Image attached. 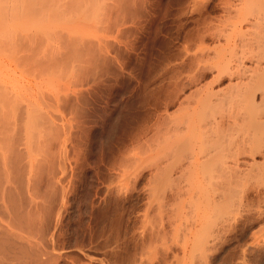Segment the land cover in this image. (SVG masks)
Wrapping results in <instances>:
<instances>
[{"label":"bare ground","instance_id":"1","mask_svg":"<svg viewBox=\"0 0 264 264\" xmlns=\"http://www.w3.org/2000/svg\"><path fill=\"white\" fill-rule=\"evenodd\" d=\"M80 1L84 2V0H0V32H5V35L0 36V45L2 48L4 47L3 50L9 51V53L6 51L7 54L3 53L2 55L5 54L4 58H8L9 61L10 58L12 61H16V66L21 68L19 71H22L23 74L25 72L26 75L27 72L36 79L35 84L24 87L23 84H21L23 86H18L14 82L13 85L8 80V75L6 74L7 76H5L4 72V77L0 74V264H57L62 260L63 262H68V264H185V243H187L185 238L188 233L185 235L183 231H185V228L186 230L194 229L197 230V234L198 232L200 234L201 231L202 235L207 233L208 237L211 236L210 238H212V233H216L215 228L217 227L214 226L213 221H216L217 215L216 213L210 214L215 219L213 217L214 220L211 222L209 216L207 219H209L210 223L208 224L207 220L205 222L207 213H203V209L219 204L220 199L223 200L226 193L225 190L221 191L225 193L220 198L221 196L219 195L222 194L216 189L217 187L211 188L213 185L219 186L220 183L218 185V181H212V185H209L211 183H208V181L207 183L205 182L211 189H204L205 186H203L199 177L205 178L206 175L210 174L206 172H211L206 170L207 167L213 169L215 166L211 165L216 164V161L212 162L209 160L223 154L229 157L227 159L223 156L225 161L221 159L223 161L213 169L216 174L222 170V173H227L228 170L234 169L233 172L235 170L236 173L239 171L240 175L241 173L243 174V176L241 175L242 177L247 175L248 178L250 173L257 174L254 176H261V172H264V170L261 171V168L264 169V136L261 135L264 133V0L223 1V5H220L223 13L222 15L218 14L220 17L216 15L217 18L216 16L210 15L208 17V15L200 14L203 10L205 11L204 0H186V3L180 0L186 6L183 5L185 7H182L183 10L187 9L188 6L191 11L199 12L200 18L199 20H197L198 18L196 19L197 24L193 33L190 32L187 41L185 40L182 69L172 79L164 97L162 108L156 111L155 115L158 117L153 124L155 127L152 125L154 130L153 128L151 129L154 132L150 131L153 136L149 134L150 137H144L146 142L141 140V137L145 135L142 134L140 139L138 138L144 142H141V144L145 146L132 144V141L131 144L135 145L133 148L143 149H140V151L147 149L151 151V153L149 151V154L148 151L144 153L149 157L145 168L149 167L152 169L151 176L155 180L154 183L152 181V185L150 184L152 188L155 187L152 192H148L150 194L155 192L154 194H157L155 196H158L160 190L161 193L164 191H162L163 188L168 191L166 184L171 185L170 183L173 180L170 182V178L172 176L178 175V178H183L181 176L186 171L188 175L195 172L196 176L193 173L191 175L194 178L197 177V180L193 178L196 184L188 185L193 182V179L187 185L180 180L185 186L181 184L180 186L177 178L176 182H172L174 184L178 183L176 184L178 185L177 187L174 185L176 188H174L173 184L171 185L173 187L172 192L176 189L173 195L187 193L185 194L186 196L183 194L185 196L184 199L181 198L183 195L181 197L175 195L182 202L181 205L178 204L181 210H178V205L174 203V208L177 207V209L175 208L172 211L173 207L171 209L168 208V201L175 202L168 200L169 195L172 193L170 188L169 191L171 193H168V197L165 195L166 192H163V196L161 194L159 195L161 197L158 196L156 198H154L155 196L153 197V194H151L152 197L149 194L151 198H148L150 200L146 201L148 204L144 207L145 210H142L144 212L140 216V225L138 224V228L136 226L137 231L130 230L129 227V233L127 228L124 229L127 232L123 231L121 233L119 231L120 227L117 225L119 223L118 220L121 223V218L118 214L116 215V218L117 216L119 218H117L118 220L113 218L115 217L114 215L111 218L112 212L109 218L106 216L108 219L105 218L107 224L105 223L106 225H104L103 222L102 226L100 225V231L97 229L98 234L95 233L94 235L92 231L93 234H90L87 231L89 233L88 239L85 236V238L81 239L82 241L74 240L75 243L65 245L61 243L63 240L59 239L60 232L58 234V229L60 227L59 224L62 222H60L62 220L61 212L64 213L66 209H63L66 201H64V198L68 196L66 193H69L68 189L72 185L69 182V180L72 181L71 171L68 172V170H74L76 165L73 166L72 163H75L76 160L72 158L77 157V154H79L77 153L79 147L76 137L79 136L77 133L81 127L80 117L84 106L85 91L83 92L82 89L86 88V85L84 84L83 86V82L80 83L75 77L77 79L82 77L81 81H85L88 78L91 80L92 77V81H95L93 78L95 77L96 79L101 75H98V73L102 72V69L107 66L104 65L105 63H109L106 61H109V53L113 45L109 44L111 42H108L106 37L98 35V37L93 38L89 37L90 35L87 36L85 33L79 32V35L75 33L77 36L69 37L70 35H68L69 38L61 39L56 46L54 45L56 48L49 50L47 45L46 48L44 46L45 52L42 48H40L42 52H39V49H37V38L40 37L41 33L38 35L37 32H42L40 30L44 28H40V23L44 24L47 21L40 22V12L42 14L45 13V15L49 12V8L46 11L43 7L50 4L55 6V8H52L50 5L52 9L49 14H51L52 10L55 12L57 9L58 12L56 13L61 17L62 13L68 10L69 7L72 10L75 7L73 5L75 3L80 4ZM88 1L84 2V4L87 5ZM96 1H91V3L93 2L91 7L97 3ZM180 1L178 3H182ZM88 5L90 4L88 3ZM84 7H81L84 10L80 9L83 10V13L89 14V7ZM41 8L43 9L42 11ZM97 8L99 10L101 8L100 5ZM53 11L52 13H54ZM56 15L49 18H52L53 21V18L57 17ZM54 19L59 21L61 18ZM56 23L58 27H65L61 26L63 23ZM66 27L68 26L66 25ZM43 30L45 31V29ZM7 32L11 33L7 34ZM32 32H35V34ZM40 38L39 42L42 43ZM207 40L213 43H211L212 46ZM109 47H112L111 50ZM8 59L4 60L2 58L0 61V68H3V70L6 69L4 67H6L5 64H7ZM209 69L215 70V73L213 72L214 75L211 76L212 80L209 83L206 82L203 86L201 85L202 87L193 89L190 94L184 95L180 99L182 92L187 87L194 86V84L204 78L206 70H208L207 73L211 72ZM0 70L2 71V69ZM65 74L71 75V77L75 76L74 78L69 77V79L77 81V86H75L77 88L73 89L75 84L73 82L72 89L69 86V89H65L67 83L61 82L63 77L68 79L67 76H64ZM225 77L226 80L227 78L229 80L225 87L215 89L213 84H221ZM56 78L60 82H57ZM60 83L66 86H61ZM145 84L144 86H147ZM68 85L70 84L68 83ZM222 85H224V82L219 86ZM178 101L177 113L175 111L174 113L170 112L169 108L173 107ZM216 102L220 109H223V103H229V107L228 109L225 108L226 111L221 109L224 112H218L219 109L215 108L216 105L213 107ZM219 103L220 105L222 104V107L219 106ZM211 106L218 112V114L214 112V115H220V119L216 120V123L212 122L215 123L213 129L211 123L207 124L208 126L211 125V128L209 127L211 132L207 134V131L202 129L203 132L201 130L207 125L204 124L205 126L203 127L201 123H206L209 116L212 117L213 109ZM226 106L227 104L224 105V107ZM205 115L208 118H203L204 121L207 120L203 122L201 118L205 117ZM210 119V122L214 121L212 118ZM206 128L208 129V127ZM236 130L242 133H237L233 137L232 133L233 131L236 133ZM142 132L146 133L144 130ZM201 133L203 134L200 135ZM229 134L232 135L230 136ZM134 139L132 140L135 141L136 139ZM138 139L137 141H139ZM205 141L208 142V146L203 145ZM129 145V148L126 147V149H132L131 145ZM126 149L124 150L123 148L122 150L123 152L126 151V153L124 152L126 155H129ZM122 150L118 151V153L122 154ZM175 150L182 151L177 153V157L184 152L182 156L184 155V158H186L187 163L185 165L184 163L182 164L185 161L182 157L184 161L179 157L178 160L177 158H175L176 160L174 159ZM137 153L136 150V152L130 153L127 157L125 154V156L120 154L121 157L116 155V157L120 158H116V160L114 157V160L110 161V164L113 162L112 169L115 170L114 173L116 172V175H118L116 180L120 176H125L124 178L122 177L124 180L127 178L125 182L136 179H133L132 176H137L138 178L139 172H136V168L130 169L135 163L139 164L140 156ZM74 154H76L75 157H72ZM256 155H260L263 158L262 163L254 161ZM137 156L138 159L136 158ZM241 156L251 158L252 162L247 163L244 161L246 159L244 157L245 159H243L244 162L242 161V163L239 161ZM229 160L230 164L228 163ZM207 161L212 162V164L208 166ZM239 162L244 165L241 167L242 169L239 168L241 165H238ZM200 166L202 169L205 166L206 171L200 169ZM199 169L202 172V177L199 176L201 175L199 174ZM252 171H255V173ZM172 172H175L176 175H172ZM215 175L212 176L214 177ZM208 176V180H210L211 174ZM218 176H215V178H219V182L224 183L222 179L220 180L221 175L220 177ZM224 176H222L223 179L227 177L226 174ZM240 177L234 176L233 178H238V183L236 182L237 180H232V182L234 181L232 184L235 185L237 183L236 185H240L243 181L241 182L239 179L244 180L246 178ZM123 179L119 180L122 182ZM227 180L229 181V179ZM113 181L111 184H113ZM200 181L204 188L200 185ZM203 181H206V178ZM68 182L70 183L69 188ZM165 182L166 184L164 185L166 187L163 185ZM114 184H116V181H114ZM117 184L120 187L119 183ZM117 184L115 188H118ZM232 184L226 185L227 187L224 184H221V186H224L223 189H228V186L231 188ZM159 185L164 187H159V191H156V187ZM218 188L222 189L221 187ZM113 189L114 187H112V190H107L110 192ZM173 195L172 197L174 198L175 196ZM186 197H188L190 203L194 201L192 203L195 204L194 211L189 209L191 212L193 211L190 215H188L189 213H186V215L182 214L185 211L182 206L186 204L181 200L187 199ZM170 205L169 207H171ZM154 209L158 214V216L155 214V216L159 217L158 220L155 221L153 219L152 221V217L148 220L152 215L151 213H154L151 212L149 216L150 210ZM175 210L179 212L177 213ZM172 212H175V214L181 213L179 215L176 214V219H174V215L173 218L171 215ZM188 217H190L189 220H187ZM184 218H186L185 221L183 220ZM150 220L152 222L155 221V223H149ZM131 225L133 226L134 224ZM133 228L135 229V226ZM131 231L133 232L132 234H130ZM169 232L175 235L176 238H173L176 240L183 238L175 242V239L172 240L170 238L169 235L171 234ZM124 233L128 235H123ZM214 236L217 235L215 234ZM167 238L171 240L172 245H170V241L169 245L166 244ZM207 238L206 240H208ZM214 238L216 239V237ZM83 239L87 241H83ZM198 239L197 237L196 240ZM199 240L197 241L198 243H200ZM172 241L176 244V247ZM204 243L207 244L206 242ZM201 244L202 242L196 248L198 249ZM203 245L201 246L204 250ZM173 246L175 247L174 249ZM199 250V253L204 252L201 247Z\"/></svg>","mask_w":264,"mask_h":264},{"label":"rangeland","instance_id":"2","mask_svg":"<svg viewBox=\"0 0 264 264\" xmlns=\"http://www.w3.org/2000/svg\"><path fill=\"white\" fill-rule=\"evenodd\" d=\"M86 1L87 0H84V2ZM91 1L89 0L86 3L87 5H85L84 2L82 3V1H80L81 3L79 2L80 4L78 3L76 4L74 2L75 5L73 6L75 7L72 8L71 6L72 10H70V7L69 9L67 8L68 10H66L64 13H62V11H64L65 9L62 10L61 17H59L60 15L56 13L58 12L57 9L55 12L52 10L55 14L52 13V11H51V14H54V15L57 14L56 15L57 17H54V18H61L59 19V21H56V19L54 18L52 21V18H49L50 16H54L49 13L52 8H55V6L50 4L52 8H50V5L43 7L45 8L44 10L49 8L48 9L49 12L47 14L48 16L45 15V13H43L45 15L44 16L40 12V16H41L40 22L41 21L45 22L47 20L44 24L40 23L41 24L40 28L44 27L43 29H45L46 32L43 29L40 30L42 32H39V33L37 32L38 35L41 33L40 34L41 38L40 37L39 38L40 40L42 39L41 40L42 43H41L39 42V38H37L38 40L37 49H39V52L40 51L42 52V50L46 51V49H44V46L46 48L47 45H48L47 49L51 50L56 46V44H58V42H60L61 39H64V38L67 39L68 35H70L69 37L77 36L79 35V32L85 33V35L87 36L90 35L89 37H93V38L96 36L98 37V35H100V37H106L108 38L107 41L111 42L109 44L113 45V48L111 47L113 51L109 47L111 50L109 53L110 55L109 57L111 59L109 58V61H106V62H109L108 64L106 63L104 64L105 66L107 65L106 67L103 68L104 70L102 69V72L100 71V73H98V75L99 74L101 75H99L96 79L95 77L93 78L95 81H92V77H91V80L89 78H88L89 80L85 79V81L88 80L85 82V81H81L82 77H80V79H77L75 76H72L73 78L75 77L76 80L80 81V83L83 82V86L85 84L86 85L85 89L87 90L82 89L83 92L85 91L84 92L85 93L84 106H83V111H82L83 114L81 113V117H80L81 127L79 128V131L77 133V135H79L78 136L79 139L78 137H76L77 145L79 147L78 148L79 150L77 149L78 151L77 153L79 154H77V157H75L76 154L72 156V157H75L72 159L76 160L75 163L74 162L72 163L73 166L76 165L75 168L71 165L72 168H74L73 170L74 172L72 171V169L68 170V172L71 171L70 174L72 175L71 176L72 181L69 180V182L72 185L70 187L69 185L70 183L69 182L67 183L68 188L70 187V189H68L69 193H66V195L68 194V196L64 198V201L66 200L67 203H65L66 201L64 202L65 207H63V209L64 208L66 209H65V212L62 209L64 213L61 212L62 220H60V222L61 221L62 222L60 223L61 225L59 224L60 227L58 229V234L60 232L59 239L63 240L61 241V243L65 245H70V244L75 243V241H80L83 237L85 238V236H86V239H88L89 233L91 234L92 232H94V235L95 233L98 234L97 229L100 231V228H101L100 225L102 226L103 222H104V225L107 224V220L105 218L107 217L109 218L112 212L113 213L110 216L111 218L113 217V215L115 216L113 218H116L117 214L121 218L120 219L121 223L118 220L119 219L118 216H117L118 219L116 218L119 222V223L117 222L116 223L117 225H119L120 227L119 231H121V233H123L125 228H127L128 233L131 229L133 231L138 230L136 229V226L138 228V226L140 225L139 224L141 221L140 216L144 212L142 210H145L144 207H146V204H148V202L146 201L150 200L148 198L150 197L151 194H153V197L157 194H154L155 192L151 194L148 193L149 191L152 192V190L155 189V187L153 188L151 187L152 181L153 183L155 181L154 178L151 176L152 169L149 167L145 168V164L149 161V159L147 158L149 157L146 156L147 154L145 155L144 153L148 151V149L145 150V147H144L145 151H142L143 150L142 148H140L142 149L140 151L139 148L137 147L133 148V147L135 145L140 146L141 142H143L141 140H144V139L146 140L147 137H150L149 134L153 136V134L150 133V131H152L151 130L153 128L152 125L155 123L158 117L155 115L156 111L162 108L164 97L166 96L167 89L170 86L172 79L182 69L183 55H184L183 46H184V43L186 44L185 40L187 41L190 35V32L193 33L194 31V28L197 24L196 19L198 18L197 20H199L200 14L202 15L205 14L206 16L208 15V17L210 15L211 16L217 15L218 17H220L219 15H222L223 13L221 11L222 10L221 6L223 5V1H227V0H206V1L204 0L203 2L205 3V6H204L205 11L203 10L202 11L203 13L201 12L200 14L199 12L191 11L190 8H188V6H187V9L183 10V8L186 7L184 4L186 3V0H183V2L185 1L184 3L179 0L183 4L178 3L179 1L176 2L177 0H121L120 2L119 0L118 1L117 0H97L96 2L97 3L99 2V4L97 5L96 3L94 4V6L92 5V7H91V4L93 2L91 3ZM88 3L90 5H88ZM83 5L87 6V8L89 7L88 9L92 12L89 11L88 12L89 14L83 13V10L86 9V7H84ZM99 5L101 8L98 10L97 6ZM183 5L185 7H183ZM81 7H84V9ZM90 7L92 8V10ZM112 7H116V8H112ZM80 8L83 10H81ZM42 10L43 9L41 8V11ZM46 17L48 18L46 19ZM65 21L66 23H64ZM56 22H58V24L63 23V25L61 26H65V27L61 28V27L56 26L57 24ZM66 25L68 27H66ZM46 28L48 29L46 30ZM47 31L49 32V34H47L48 33ZM8 33H11V32H7V34ZM32 33L35 34V32H32ZM75 33H78V34L76 35ZM1 35H5V32H0V36ZM65 35L67 36L65 37ZM43 37L46 39L43 40L44 39ZM72 38H75V37H72ZM72 40L75 41L74 39ZM207 41L210 42V40H207ZM51 42L53 45L52 44L49 45ZM39 43H41L42 45ZM211 43L212 42H210L209 44ZM212 44L210 46H212ZM40 48H42V50H40ZM3 49L4 47L2 48L0 45V61L2 58L4 60L8 59V58H4V55L9 53V51L6 50L7 51L6 53V51ZM3 53L5 54L2 55ZM8 61L7 62L5 61L7 63L5 64L6 67H4L6 68L4 69L5 71L3 70V68H0L2 69V71L0 70L1 76L4 77V73H5V76L8 75L7 76L9 78L8 80L11 83L13 82L16 83V85L18 86L24 85V87H28L36 83L35 82L36 79L33 78V75L31 76L26 72V75H27L26 76L25 72L23 74L22 71H19L21 70V68L16 66L17 65L16 61L15 62L14 60L12 61L11 58H10L9 63ZM212 70L213 69L211 70L209 69V71L211 72H208V73H207L208 70H206L204 78H202L198 83L194 84V86H190L189 88L187 87L182 92L180 99L182 98V96L184 97V95L190 94L191 91H193V89L202 87L204 84H206V82L209 83L212 80L211 76L214 75L215 73V70L213 71ZM64 76L68 77V79L63 77V79L61 80V82L65 84L67 83L66 84L67 87L65 89H69V88L72 89L73 87H74L73 89L77 88L75 87L77 86L76 85L77 81H75V79H69V77L72 78L71 75L65 74ZM224 79L225 80L221 82V84L224 82V85L219 86L221 85L220 83L218 84L214 83L213 84L214 88L217 89L220 87H225L226 83H228L229 80L228 78L226 80V77ZM56 81L60 82L57 78H56ZM73 82H75V84ZM68 83L71 86L68 85ZM144 84L147 86H144ZM62 85L63 84H61V86ZM78 88H79V85H78ZM178 103L179 101L175 103L176 105L174 104L173 107L169 108L170 112L172 111L174 113L175 111L177 113L178 111L177 108L179 107ZM225 104H227L226 107H224ZM225 104L223 103V109L225 108L228 109L229 103H225ZM215 105H216L215 108L217 110L219 109L218 112L223 110L222 108L221 110L220 107L218 108L217 102L213 105V107ZM219 106L222 107V104L220 105L219 103ZM212 109H213L212 117L209 116V118L207 117L208 118L207 119L206 118L207 114H206L205 117L203 116L201 118V121L203 120V122H206L208 120L206 123H201L203 127L205 126L204 124L206 125L209 123L212 124V126L207 125L204 128H201V130L204 129L205 131H207L206 132L207 134L211 132L209 131V127L211 126L213 129V125L218 121V119H220V115H217L218 112L215 111L214 108ZM214 112H216L217 114L214 115L215 114ZM203 118H206L207 120L204 121ZM210 118H212V120L214 121L210 122L209 121L211 120ZM212 122H215V123H212ZM206 127H208V129ZM143 130L146 131V133L148 132V134H146L145 132H142ZM241 130L243 131L242 128ZM237 133L240 134L242 132H239V130L237 132L236 130V133H235V131H233L232 133L233 137L236 136ZM257 133L259 134V132ZM142 134L145 136H142ZM202 134L203 133H201L200 135ZM232 134H229V135L231 136ZM261 135L264 136V133ZM140 137H141V140H139ZM133 138L136 139V140L134 139L136 142L132 140ZM205 138L207 139L206 136ZM137 139L140 141V143L139 141H137ZM145 140L144 142H146ZM137 142L138 144H136ZM131 143L135 145H132ZM207 143L208 142L205 141L203 145L208 146ZM129 144L131 145L132 149L131 148L126 149V147L129 148L128 147ZM141 145H144V144H141ZM123 148L124 150L126 149L128 151L129 155L130 153L132 154L134 151L136 152L137 150L138 152L137 155L140 156L139 158L140 160H139V164L135 163L133 165L131 164L132 163L131 162L130 164L133 165V167L129 166L130 169L136 168L137 170L136 172H139L138 178L137 176L135 177L132 176L133 179L135 178L136 179L133 181L128 180L125 182L127 178H125L124 180L123 178L125 176L124 177L122 176L123 178L120 176L118 178L123 179L122 181L123 183H122L118 178L116 180V177L118 175H116V172L114 173L115 170L112 169L113 162H111L112 164H110V161L114 160V157L115 159L120 158L121 153L120 152L118 153V151H121ZM149 151H148V154H149ZM124 152L126 153V151ZM175 152L176 154L173 152L174 153L173 157L175 156L174 159L177 158L178 160L179 158L182 157L183 159H185L184 161L181 158V160L184 161L182 162V164L184 163L185 165L187 163L186 158H184V155L182 156L184 152L179 154L178 156L179 158L177 157V153L182 152V151L175 150ZM123 153L121 155L125 156L126 154L124 153L125 154L124 155ZM116 155L120 157H116ZM220 156H222V158H220ZM220 156L215 157L212 160H209L212 162L216 161V164H214L215 162L213 163L214 165H211L212 162L210 163L209 161H207L208 166L210 164L211 166L216 167L221 161L223 160L225 161V159H223L224 158L223 156H225V158L227 159L229 158L228 156L226 157L225 154L220 155ZM244 157L245 156L239 157L240 158L239 161L242 162L243 159L246 158L244 161H246L247 163L252 162L251 158L249 157L244 158ZM255 157L256 158L254 161L256 163L263 162V158L260 155H256ZM136 158L138 159V156ZM241 162H239L238 165H240ZM228 163L229 164L231 163L230 160ZM201 166H200V169H202ZM242 166L244 165L241 164L240 167L239 166L237 167L242 169L241 168ZM203 167L204 169L202 170L211 171V172H206L207 174L210 173L211 176L216 174V172L213 170L215 167L212 169L206 166L207 167L206 170H205V166ZM111 169L113 170V172ZM233 170H228L230 172L227 171V173L224 172L227 176L226 178L229 179L228 181L225 178L226 181H224L225 179H223V177H225L224 176L225 174L222 173L223 170L219 171L221 172L219 173L217 169L218 174H216L215 176L219 175L218 177H220L221 175L220 180L222 179V182L224 183L219 182V178L217 179V177L215 178V176L214 177L212 176V177L216 181L212 177H210V180L212 178L211 181L208 180L209 178L208 175L210 174L206 175L205 177L206 181H203L205 180V178L202 177V174H201L202 172L201 171L199 172V174H201L199 176H201L203 180L200 177L199 179L202 181L203 186H205V188L201 185L202 184L201 181L199 183L204 189H207V188L209 189V185H212L211 183L212 181L213 182L218 181V185L219 183L220 185L219 186L213 185L214 187L212 186L211 188L213 189L217 187L216 189H218V191H220V193L222 194V195H219L221 196L220 198H222L223 194L225 193V192L222 193L224 190L226 191V193L224 194V199L223 200L220 199L221 202L219 201V204H215V206L211 205L212 207L209 206L207 209L204 208L205 210L203 209L204 211L203 213L205 214L207 213L206 215L208 217L206 216L205 222L207 220L208 224L210 223V221L212 222L215 219V217L213 216L214 217L213 219V217L210 216V214L216 213V215L219 217L218 218L215 215L217 222L215 220L213 221L214 226L219 229L218 230L217 228L214 227L216 230L215 231L216 233L214 232L213 233L214 235L215 234L217 235V236H214L212 233V238L214 241L212 240V238H210L211 236L208 237V234L206 232H203L206 234L202 235L200 231V234H201L200 235L199 232L197 234V230H194V229H191V230L187 229L191 231L189 232L185 228V231H183L184 232L183 234L185 235L188 233L186 235L187 236L186 238L184 236L185 242H187L185 243L186 244L185 264H264V191H263L264 190V174H263L264 172L263 173L261 172L263 176L259 173L258 174L261 176H254L257 174L250 173V175H253V176H250L248 174L249 177L247 178V175L242 177L243 176L242 173H241L242 175L241 176L239 171H237L236 173V170L235 172H233ZM263 170L264 169L261 168V171ZM252 172L255 173V171H252ZM231 174L233 177L236 176L239 178L241 176L240 178H243V179L245 177L246 178L244 180L239 179L241 182L242 181L243 182L240 183V185H236L238 183V180H237L238 178H233ZM113 175H114V178H113ZM172 175L175 176L176 175L175 172L174 173L172 172ZM189 175H188V172L186 171L185 174L181 176L183 178H178V175H176L177 177L172 176L173 179L170 178V182L172 180H173L172 182H176L177 179H179L178 181L180 182L179 185L180 184L182 186L184 184L187 185L188 182L192 181L194 176H196L195 172L193 173L194 175L193 177L192 175L191 176ZM230 177L232 178L230 179ZM195 178L197 180V177ZM194 179H193V182L192 183L190 182L188 185L196 184V182H194ZM113 180L116 181V184L119 183L120 187L117 184L118 188H115L116 184H114ZM180 180L184 184H182ZM232 180L234 181L237 180L236 181L237 183H235V185L232 184L234 183V181L232 182ZM112 181H113V184H111ZM207 181L208 183L209 182L211 183L208 186L206 185ZM172 182L170 184L171 185L173 184V186L178 184V183L174 184ZM229 182L232 185H234V186L231 185L232 189L230 188V186H228L229 187L228 189L227 188L223 189L224 186L230 185ZM164 184H166V182L163 183V185ZM221 184H224V186L223 185L221 186ZM161 185L156 187L157 188L156 191H159L158 188L161 187ZM166 185L168 186V188H166L168 189V191L167 190L165 191V188H163L165 185L161 188H163L162 191L164 190L163 192H166L165 195L167 196L169 195L168 193H171L173 191V187L170 185L172 187L171 189L169 184H166ZM111 186L114 187V189L113 191L109 192L107 189L112 190ZM177 186L178 185H176V187ZM176 187L174 186V188ZM218 187H221L222 189H219ZM169 188L171 192L169 191ZM175 190L176 189H174V192L170 194L171 196L170 195L169 197L167 196L168 200L175 201V202L168 201L169 202L168 208L171 209L173 207L172 211L173 209L175 208L177 209V207H179L178 204L180 205L182 204V202H180V198L177 199L176 196L181 197V195L184 194V193H181V195L175 194L176 195L175 196L173 195L176 192ZM163 192L161 193V190H160V193L158 192L159 193L158 196L161 194L163 196L164 195ZM172 195L175 196L176 198L175 197L173 198ZM158 196H155L154 198ZM183 196L181 198L184 199L186 195L184 197ZM171 197L172 199H170ZM186 198L187 199L185 200L183 199L181 200L184 202V204H186V205L183 204L184 206H182L184 207V210H185L182 212V214L186 215V213L187 214L189 213L188 215H190V213L194 211L193 208H195V204L192 203L194 201H191L190 203V201H188L189 200L188 197ZM173 203L177 204L178 206L176 205L177 207L174 208ZM169 205L171 207H169ZM179 209L180 207L178 208V210ZM189 209L193 211L191 212V210ZM178 210H175V212L177 211L178 213L179 212ZM151 212H154V213H151ZM175 212L171 213L172 218L174 215V219H176V214H177V213L175 214ZM150 213L152 214L151 216H150ZM153 214L155 218L153 217ZM155 214L158 216L155 209L150 210L149 212L150 217L148 218V220L152 217L151 218L152 221L153 219L157 221L159 217L155 216ZM209 216H210V221L209 219H207L209 218ZM189 218L190 217H188L187 220H189ZM185 219L186 218H184L183 220L185 221ZM150 221L149 223H155V221L154 222L152 221L150 222ZM131 224H134L133 226H135V229L133 228ZM129 227H130V230H129ZM87 231L89 233H87ZM127 231L125 230L124 232H127ZM171 231H174V230H171ZM170 232L169 234H171ZM132 233L133 232L131 231L130 234ZM126 234L127 233H124L123 235H126ZM171 235L169 236L170 238H172V240L176 238L175 235L173 234ZM197 237L200 239V240L198 239L199 242L200 243L202 242L201 245L204 244L203 245L204 250L201 245H199L198 249L196 248L198 244H200L197 242L198 240H196ZM214 237H216V239ZM181 238H178V239H181ZM206 238L208 240H206ZM86 239H83V241H87ZM177 240L175 239L174 241L176 242ZM169 241L171 243V240H168L166 243L167 245L170 244ZM204 242H206L207 244H205ZM170 245H172V243ZM174 246L176 247V244ZM174 246H173V249L175 248ZM200 247L202 251L204 252L199 253ZM59 262L57 264H68V262L66 263V261L63 262V260Z\"/></svg>","mask_w":264,"mask_h":264}]
</instances>
